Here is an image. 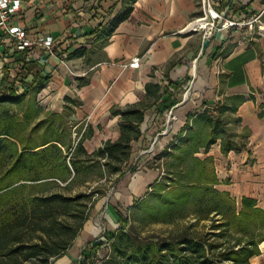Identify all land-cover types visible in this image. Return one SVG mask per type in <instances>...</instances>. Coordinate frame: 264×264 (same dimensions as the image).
I'll list each match as a JSON object with an SVG mask.
<instances>
[{
    "label": "crops",
    "instance_id": "obj_1",
    "mask_svg": "<svg viewBox=\"0 0 264 264\" xmlns=\"http://www.w3.org/2000/svg\"><path fill=\"white\" fill-rule=\"evenodd\" d=\"M224 1L213 0V4L217 7ZM228 1L248 15L264 7L263 0ZM124 5L126 0H22L13 23L31 38L52 37L55 55L32 47L0 59V95L10 91L24 100L34 95L35 123L46 121L40 129H69L70 154L80 142L91 155L104 142L120 137L119 118L112 116V109L123 110L141 102L148 83L167 90L166 96L144 111L139 126L142 135L131 143L132 164L148 146L146 136L154 131L161 136L170 116L175 118L161 136L157 152L141 158L144 171L128 189L130 197L126 196L130 205L138 194L150 191L158 176V169L151 166L162 167L163 158L158 160V155L177 142L188 114L226 103L229 97H244L233 117L239 118L234 132L244 137L238 140L245 146L224 155L218 141L206 152L198 148L187 161L211 157L218 182L214 188L235 200L237 212L243 197L254 200L255 208L264 212V35L247 42L239 32H221L202 48L199 35L182 32L198 16L199 0H134L128 18L103 41L101 34ZM261 21L264 25V14ZM78 51L81 55L73 56ZM134 59L139 64L131 68ZM61 141L63 151L67 139ZM107 219L116 223V212ZM83 226L82 231L86 224ZM82 231L65 255L52 264H70L78 249L91 243ZM88 231L91 236L97 233L94 227ZM256 250L248 264H264V238Z\"/></svg>",
    "mask_w": 264,
    "mask_h": 264
},
{
    "label": "trees",
    "instance_id": "obj_2",
    "mask_svg": "<svg viewBox=\"0 0 264 264\" xmlns=\"http://www.w3.org/2000/svg\"><path fill=\"white\" fill-rule=\"evenodd\" d=\"M132 2L134 0H126V5L101 34L103 41L128 18ZM237 11L243 12V8L234 12ZM80 55L78 51L73 56ZM168 84L176 88V84ZM166 95L167 90L161 91L158 84L148 83L141 102L123 110L112 109V116L119 118L120 137L115 142H104L91 155L86 154L80 142L70 154L67 129L66 150L70 154L67 158L61 149L65 129H52L55 136L52 139L53 135L46 136L50 129H44L41 141L37 143L33 134L46 122L40 120L30 128L29 135L21 136L38 114L34 95L26 100L10 91L0 95V264H52L53 260L65 255L88 220L92 202L89 206L87 201L91 198L84 193L71 197L62 195L60 190L64 187L57 183L67 186L77 175L92 167L103 166L116 178L135 171V165L130 163L131 143L137 142L142 135L139 126L144 111ZM226 100L228 102L209 105L200 113L187 115V121L175 139L177 142L170 144L169 151L164 150L158 155V160L163 158L165 171L146 194L161 198V205L167 211L188 203L193 191L219 195L223 200L214 203L212 213L221 219L215 221L210 232L197 234L190 225L167 237H142L129 222L131 213L141 204L136 200L127 209V217L116 215L117 228L107 233L110 245L106 254L99 258L98 252L103 245L92 241L84 254L86 260L91 264H248L257 253V243L264 238V212L255 208L254 200L244 197L240 199L237 212L235 200L227 193L215 191L213 186L218 182L211 157L187 161L198 148L206 152L218 141L224 155L245 146L238 140L244 137L234 132L239 118L233 117L244 97ZM17 111L22 112V116L18 117ZM191 164L196 167L192 178L191 172L184 171L186 165ZM185 180L192 182L182 184ZM51 187L57 191L48 190ZM166 189L169 192L162 195ZM67 216L71 221L63 219Z\"/></svg>",
    "mask_w": 264,
    "mask_h": 264
},
{
    "label": "rangeland",
    "instance_id": "obj_3",
    "mask_svg": "<svg viewBox=\"0 0 264 264\" xmlns=\"http://www.w3.org/2000/svg\"><path fill=\"white\" fill-rule=\"evenodd\" d=\"M192 72L194 74V70ZM12 109L15 110L17 108L13 107ZM22 109L24 110L23 105ZM16 114L18 115V117L22 116V112L20 111H17ZM35 120L33 119L32 121H30V123H28V126L25 127L26 130L21 136L24 137L26 135H29L30 132L28 131L35 124ZM173 122L174 120L170 121L169 129ZM65 130L66 131L65 133H62V136L67 139L66 137H68V132L67 129ZM164 131V128H162V131L159 134L161 136H165L166 134L163 135ZM44 132V129H38L34 132L33 139H36L37 143H39ZM157 133L158 131H154L152 135L146 136L148 138V146L141 150V152L137 155V161L136 159H134L131 164L133 165L135 163L136 170L133 174L126 172L123 177L116 178V175L108 173V171L103 166H99L98 168L92 167L88 172L77 175V177H75L74 180L67 186H65L66 183H57L59 187H64L62 190H60V193L64 196L71 197L78 193H84L85 195L90 196L91 199L87 202L89 206L92 202V206L89 212L88 220L85 222L86 226L84 230L81 231L85 235L87 234L90 239H92L91 242L98 241L99 243H101V245H103L101 246L102 249L100 248L101 250H99L98 252L99 258L103 257L106 254L107 249L110 245V241L107 239V233L113 232L117 228V222L115 223L114 221H112L110 223L107 219V216L109 213L113 214L114 212H116V215L120 214L123 216V218L127 217L126 211L131 206L126 202V196L130 197L128 194V189L131 188V184L133 185L134 183L133 181H136L137 177L140 176L141 172L144 171L143 166H140L141 158L146 155H154V153L157 152L156 149L161 138V136L157 137ZM51 135L53 136L51 137ZM46 136H49V138L51 137V139L55 137L52 130H49ZM63 154L64 156H66V158L69 156V152L66 149H63ZM186 166L188 167L184 168V171L191 172V178L194 177L193 174H195L196 167L193 166V164ZM151 168L153 170L158 169V176L156 179L160 180V177L163 175V171H165V167H161L157 164L152 165ZM208 169L210 168L208 167ZM213 171L216 176V168L214 166V162ZM156 179L153 182H155ZM191 182V180H185L182 181V184L188 185L191 184ZM217 184H215L213 188ZM48 190H50L51 192L57 191V189L55 190V188L53 187ZM147 190L148 189L135 197L136 200H140L141 204L140 206H138L139 209L136 208L129 217L131 226L134 227L142 237H167L172 234H177L185 227L190 225L193 226V231L195 233L203 235L210 232V227L216 223V220L221 219L220 216H216L214 213H212V210L214 203L220 202L219 199L223 200V198L217 194H214L213 192L189 191L191 196L188 203H185L183 205L178 204L172 211H167L161 205L162 199L156 198L153 195H146L149 191ZM215 191L217 190L215 189ZM125 192H127V194ZM168 192L169 190L166 189L162 193V195H166ZM218 193L222 192L218 191ZM226 206H224V208H226ZM59 219H62V217H59ZM63 219H68L69 221H71L68 216L64 217ZM90 227L95 228V232H97L96 235L91 236L88 233V228ZM89 243L87 242L85 246H81L80 249H78L79 252L77 250L78 253L76 259L70 264H83L84 260L86 262L85 264H91L84 257Z\"/></svg>",
    "mask_w": 264,
    "mask_h": 264
},
{
    "label": "built area",
    "instance_id": "obj_4",
    "mask_svg": "<svg viewBox=\"0 0 264 264\" xmlns=\"http://www.w3.org/2000/svg\"><path fill=\"white\" fill-rule=\"evenodd\" d=\"M21 3L22 0H0V59L10 58L14 53L25 52L32 47L42 48L47 54L55 55L52 37L31 38L26 30L13 23ZM235 9L237 8L228 0L217 7L214 6L213 0H199L198 16L188 22L182 32L197 34L202 41L210 40L221 32H239L247 42L264 35V25L261 21L264 7L260 12L250 15L240 11L234 12ZM233 15L239 18L233 19ZM138 64L139 59H134L129 66L136 68Z\"/></svg>",
    "mask_w": 264,
    "mask_h": 264
},
{
    "label": "water",
    "instance_id": "obj_5",
    "mask_svg": "<svg viewBox=\"0 0 264 264\" xmlns=\"http://www.w3.org/2000/svg\"><path fill=\"white\" fill-rule=\"evenodd\" d=\"M205 45H206V41H204L202 48H204ZM171 119H172V120H175V118H174L173 116H170V118L167 120V128H166V130L164 131L163 135H165V134L168 132V130H169V123H170V120H171Z\"/></svg>",
    "mask_w": 264,
    "mask_h": 264
}]
</instances>
